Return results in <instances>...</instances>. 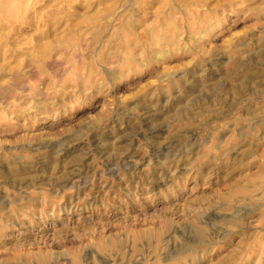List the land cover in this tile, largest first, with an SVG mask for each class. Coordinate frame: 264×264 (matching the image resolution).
<instances>
[{
	"label": "rangeland",
	"instance_id": "1",
	"mask_svg": "<svg viewBox=\"0 0 264 264\" xmlns=\"http://www.w3.org/2000/svg\"><path fill=\"white\" fill-rule=\"evenodd\" d=\"M0 264H264V0H0Z\"/></svg>",
	"mask_w": 264,
	"mask_h": 264
}]
</instances>
